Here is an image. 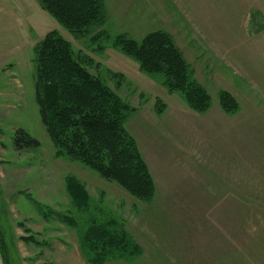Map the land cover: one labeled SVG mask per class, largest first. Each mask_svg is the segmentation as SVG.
Returning a JSON list of instances; mask_svg holds the SVG:
<instances>
[{"label":"rangeland","instance_id":"rangeland-1","mask_svg":"<svg viewBox=\"0 0 264 264\" xmlns=\"http://www.w3.org/2000/svg\"><path fill=\"white\" fill-rule=\"evenodd\" d=\"M104 3L105 25L77 38L38 0H0L4 264H88L83 247L93 221L123 228L141 249L133 262L117 259L106 264H241L244 255L260 264L264 58H254L244 67L239 60L240 68L230 66V13L241 16L243 9H231L230 0ZM53 31L100 65V72L91 71L137 109L125 126L154 179L151 203L61 156L51 142L36 102L35 50ZM156 32L171 37L195 81L210 95L205 112L192 110L178 93L170 94L162 86L160 77L142 73L137 62L115 47L119 36L141 43ZM108 70L123 76L120 84ZM222 92L237 101L236 113L223 110ZM19 129L37 139L40 147L15 150L13 138ZM73 185L87 197L83 209L69 192Z\"/></svg>","mask_w":264,"mask_h":264},{"label":"trees","instance_id":"trees-1","mask_svg":"<svg viewBox=\"0 0 264 264\" xmlns=\"http://www.w3.org/2000/svg\"><path fill=\"white\" fill-rule=\"evenodd\" d=\"M43 9L69 33L86 38L105 25L104 0H38ZM115 47L139 64V70L160 77L167 91L178 93L197 112L210 108V95L189 70L180 50L164 32L149 34L141 43L119 36ZM36 102L41 120L54 147L61 156L82 164L103 180L120 186L132 197L151 203L156 185L126 122L136 113L121 96L102 79L100 65L81 52L59 32L48 33L35 50ZM120 84L121 74L107 71ZM220 103L228 114L239 110L227 92ZM17 151L37 149L40 142L25 130L15 132ZM69 192L80 208L87 197L77 185ZM83 250L88 264H106L111 260L133 262L141 249L126 231L107 222H91ZM111 225V226H110ZM86 245V246H85Z\"/></svg>","mask_w":264,"mask_h":264},{"label":"crops","instance_id":"crops-1","mask_svg":"<svg viewBox=\"0 0 264 264\" xmlns=\"http://www.w3.org/2000/svg\"><path fill=\"white\" fill-rule=\"evenodd\" d=\"M230 3L231 9L236 7L243 9L241 16L238 14L231 16L230 13V66L240 68L239 60L243 62L241 65L244 67L254 58H264V0H230ZM237 57L241 58L236 59ZM255 62L259 65L257 60ZM244 70L246 69L243 68ZM224 259L225 263L229 262V258ZM258 260L260 264H264V257ZM240 263L255 264L245 255ZM0 264H4L1 254Z\"/></svg>","mask_w":264,"mask_h":264}]
</instances>
